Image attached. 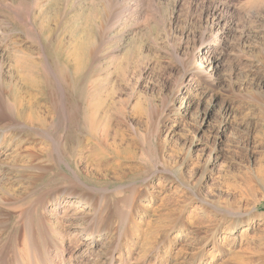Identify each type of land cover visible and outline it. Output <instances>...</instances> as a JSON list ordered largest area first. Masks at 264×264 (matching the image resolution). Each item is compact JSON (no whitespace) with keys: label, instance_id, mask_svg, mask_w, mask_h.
Listing matches in <instances>:
<instances>
[{"label":"rangeland","instance_id":"rangeland-1","mask_svg":"<svg viewBox=\"0 0 264 264\" xmlns=\"http://www.w3.org/2000/svg\"><path fill=\"white\" fill-rule=\"evenodd\" d=\"M70 1L0 0L3 102L48 113L54 124L61 90L45 75V48L64 79L70 119L56 136L71 168L44 135L25 132L7 159L23 167L0 176V247L13 250L19 233L25 252L27 205L43 195L60 201L77 170L94 190L107 187L111 203L122 192L133 200L114 264H196L215 230L221 248L205 251L201 264H264V0H158L160 9L145 0L125 14L121 0ZM5 2L30 10V24ZM219 2L234 19L209 13ZM206 37L213 47L205 51ZM195 63L208 76L185 71ZM212 204L241 211L249 225L229 234L230 216ZM54 205L44 215L53 230L48 263L103 264L114 234L91 247Z\"/></svg>","mask_w":264,"mask_h":264},{"label":"bare ground","instance_id":"bare-ground-1","mask_svg":"<svg viewBox=\"0 0 264 264\" xmlns=\"http://www.w3.org/2000/svg\"><path fill=\"white\" fill-rule=\"evenodd\" d=\"M71 1H73V0H71ZM104 1L106 2L105 4L107 6H109L111 2H115V3L119 2L117 0H104ZM157 1L158 0H148V2H150L154 6V8L157 7V9H160V6H158L159 3H158V5L156 4ZM191 1L192 0H190V3H191ZM120 2H119V4H120L119 11L121 13L124 12L123 14H125V12H129V13H130V11L132 12L134 5L140 7L141 4H143L145 2V0H121ZM4 4L8 7H11L8 9L13 13L14 19H17L18 21L25 22L26 24H30L29 23L30 22V10H27L26 7L22 8L20 6H13L11 2H5ZM70 4H72V3H70ZM136 11H139V10L137 9ZM150 11H152V10L150 9ZM113 12H115V11H113ZM117 12H118V10H117ZM209 13L212 14L214 16V18L219 20V21L223 18L228 19L229 17L234 19L233 15L235 14V12H233L230 9V6L228 4H226V2L216 3L215 5H213V7H211L209 9ZM132 16H134V15H132ZM235 19H237V18L235 17ZM237 20H239V19H237ZM116 21H120V19H117ZM216 24H218V23H216ZM99 25L100 24H98V26ZM109 25H110V23H109ZM109 25L107 26L108 27L107 29H109ZM102 26H105V25H102ZM111 26H113V25H111ZM102 28H101V31H102ZM30 31L33 32L32 26H31ZM98 36H100V35H98ZM210 39L211 38H209V37L204 38V40H203L204 45L202 47L203 50L205 49V51H206L207 49H211V47H213L212 43H208V41H210ZM218 40H220L221 45L224 46V44H225V46H226V40L224 37L221 36L218 38ZM98 44L101 45L100 42ZM214 45H215V43H214ZM96 49H98V48H96ZM96 49H94V50L96 51ZM101 49H102V47H101ZM217 49L218 48H215L214 51L216 52ZM263 53H264V50H263ZM94 54H96V53H94ZM42 55H43L42 57H43V66H44V70H45V75L47 76L49 81H50V78H53L52 80H55V82L57 83L58 90L59 89L61 90V92H59V93H61L60 101L54 105H51V107L53 106V108H54V110H53L54 113H56V118H54L55 122H54V124L50 123L48 113L44 114V112H41V111L35 112L34 109L28 108L24 103H16L14 106L5 104L3 102V97L5 94V88H4L3 79L0 78V176H2V179L5 176H7V174L12 169L18 168V167H23V166L19 165L18 163H12V162L10 163V161L8 162L7 159L11 158L12 152L16 151V149H18L19 146L27 140V137L25 136V132H27V130H35V131H37L36 134L40 133V134L44 135L49 141V146H48L49 149H50V143H51L52 152L56 155V157L60 160V162L65 163L67 165V167H69L68 169H71L70 163L65 158L63 145H62V136L61 135L56 136L57 133H61V131L65 129L67 122L69 121L67 119H70V115L68 113L69 107L67 105V102H66L65 96H64L66 94H63V82L62 81L64 79L62 80L63 76L59 73V71L56 72L54 69L51 68L50 59L45 52V48H43ZM90 55H91V53H90ZM185 62L187 63L188 61H185ZM184 68H185V71H187L191 74V76L199 75V74H203L205 76H208V72L206 71V69H204L203 64H201V63H198V64L195 63L192 65L187 64ZM1 86L3 88H1ZM34 116L37 118H35ZM9 150H10V152H8ZM34 152H32V153H34ZM29 153L31 154V152H29ZM33 160H35V159H33ZM30 161H32V160L30 159ZM38 161H40V160H38ZM34 165L31 164V167L32 168L35 167L38 169L40 168V170L41 169L43 170L42 166H40L38 164L35 166ZM72 171L74 173V178L72 179V185L70 187L66 188V190L64 191L65 193L63 192L64 194L61 193L60 201L58 198H56V199H58V201L54 202L55 198H52L50 200L51 201L50 202L49 200H47V198H46L47 196L43 195V196H40V198L34 204L32 203V205H30V206L27 205L28 207L26 208V212H24L25 216H23L24 217V224L22 225L23 228H25V231L23 229V231L25 233L22 234L23 235V244L22 245H24L26 247L27 251L24 250L25 252H23L22 249L19 247L21 245L22 241L18 240L19 239L18 238L19 233L17 232L18 234H15V236H14V240H15L16 245H15L13 250H9L5 246L0 247V264H11V263L12 264H25V263H23L24 259H27V261H28V262L26 261L27 264H49L48 258L50 260V257L48 255L50 254V252L44 250V248L45 249L47 248V244H44V242L47 239L50 241V235H51V232H53V230H51L50 227L48 226L47 220L45 219L46 216L44 217V215L46 212H48L50 210L51 204H52V206H53V204H55L54 207H52L53 208L52 211L57 215L59 213L58 212V210H59L62 213L61 215H59L60 218L67 216L68 220L70 221L69 223L72 224L74 227H77L75 234H77V235L79 234L80 236L87 237L86 240L89 242L88 244H90L91 247H93L94 243L99 242V240L102 239V236H104L105 234L110 233V232L113 233L115 237L112 238V241H111L112 243L109 245H106V244L104 245L105 247L108 246L109 254H108L105 262L104 263L102 262V263L103 264H114L115 253H116L118 242L120 241V239L122 237H124L126 239L128 236V233H127V231H125L124 227H127L128 221H130V216H131L130 214L132 211V205L131 204H132L133 200L131 199L129 194H127L126 192H122L121 194L123 197L121 198V200L119 202H117L116 204H114L112 202L113 203L112 204L109 200V197H108V196H110L109 194L111 193V191L107 187H102V188H98V189L94 190V188H93L94 186L93 187L88 186L84 182L81 174L77 170H72ZM168 171H169V169H168ZM19 172L20 171H18V173ZM29 175H31V174H29ZM32 185L33 184L31 183L29 185V188H31ZM79 187L82 189H78ZM192 195H194V194H192ZM20 196L21 195H17V196L13 195L12 196L13 201L19 200ZM199 199H202V198H199ZM77 201H78V203H81V207L78 208L79 206L76 204L74 209L77 208L78 210L76 209L73 213L68 214L72 209V203L77 202ZM203 201L205 203H207V201H205V200H203ZM40 206L42 208V211L40 212V221L37 222L35 219V215H36V211H38L37 209ZM212 207H214V209L216 211L230 216L229 228L227 230V232L229 234L238 232L239 229H241L244 225H249L248 221L244 219L243 213L239 210L233 211L232 209H229V208H223L218 204H212ZM21 215H23V214H21ZM6 223H8V222H6ZM117 226L123 227V228H121L123 230H119L118 228H116ZM196 230H197V228H196ZM20 231H22V230H20ZM198 234H200V233H198ZM97 245H98V243H97ZM219 248H221V245L219 242L218 231L215 230V231H213V233L211 234V236L209 238L207 237L206 242L202 245V248L200 250L201 254L199 253L200 257L196 261V264L202 263V261H203L202 258L204 256L205 251L217 250Z\"/></svg>","mask_w":264,"mask_h":264}]
</instances>
